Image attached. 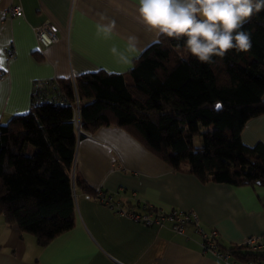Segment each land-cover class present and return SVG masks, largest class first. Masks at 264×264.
I'll list each match as a JSON object with an SVG mask.
<instances>
[{"label": "crops", "instance_id": "crops-1", "mask_svg": "<svg viewBox=\"0 0 264 264\" xmlns=\"http://www.w3.org/2000/svg\"><path fill=\"white\" fill-rule=\"evenodd\" d=\"M16 5L22 16L10 17L8 9ZM138 6L139 0H0V124L29 112L36 83L99 70L126 73L158 39L144 27ZM45 22L59 37L48 47L34 34ZM113 23L111 35L98 34V25ZM81 133L72 176L124 210L141 211L146 205L192 212L198 228L215 230L223 248L264 236V186L201 183L118 127ZM240 140L248 147L264 145V114L244 123ZM73 201V227L44 247L0 216V264H255L232 256L224 262L204 252L194 225L181 234L168 224L145 226L75 189Z\"/></svg>", "mask_w": 264, "mask_h": 264}, {"label": "trees", "instance_id": "trees-1", "mask_svg": "<svg viewBox=\"0 0 264 264\" xmlns=\"http://www.w3.org/2000/svg\"><path fill=\"white\" fill-rule=\"evenodd\" d=\"M242 30L250 49L210 63L192 57L183 39L158 36L126 73L36 83L29 112L0 124V216L44 247L73 227L74 189L97 196L72 176L75 145L84 136L74 124L76 108L81 132L121 128L201 183L264 186V145L240 140L244 123L264 114V10ZM217 248L241 263L264 262L262 252Z\"/></svg>", "mask_w": 264, "mask_h": 264}, {"label": "clouds", "instance_id": "clouds-1", "mask_svg": "<svg viewBox=\"0 0 264 264\" xmlns=\"http://www.w3.org/2000/svg\"><path fill=\"white\" fill-rule=\"evenodd\" d=\"M264 10V0H139L138 14L144 27L158 36L183 39L191 54L210 63L230 50L248 51L250 35L243 24ZM114 23L98 25L111 35Z\"/></svg>", "mask_w": 264, "mask_h": 264}, {"label": "built area", "instance_id": "built-area-1", "mask_svg": "<svg viewBox=\"0 0 264 264\" xmlns=\"http://www.w3.org/2000/svg\"><path fill=\"white\" fill-rule=\"evenodd\" d=\"M7 13L10 17H20L22 16V8L18 5L11 6ZM34 34L36 40L43 47L51 46L59 41L56 31L48 22L36 27L34 29ZM12 55L13 51L8 50L7 56L11 57ZM75 112L77 113V119H74V124L77 132L80 134L81 131L79 128L78 108H76ZM96 198H98L101 203L116 211L118 215L126 216L145 226H163L168 224L172 231L181 234L187 225H194L196 227V231L201 236V246L204 252H208L224 262H228L230 258V255L227 252H220L218 250L217 245H220V243L218 241L217 232L215 230L204 232L199 229L196 217L192 212L179 210L163 212L152 209L146 205L141 207V211L124 210L118 203H113L109 197H106L102 193H97ZM233 246L244 248L252 253L264 252V236H249L240 244ZM261 264H264V262Z\"/></svg>", "mask_w": 264, "mask_h": 264}, {"label": "rangeland", "instance_id": "rangeland-1", "mask_svg": "<svg viewBox=\"0 0 264 264\" xmlns=\"http://www.w3.org/2000/svg\"><path fill=\"white\" fill-rule=\"evenodd\" d=\"M75 115H76V116H75V119H77V113H76ZM194 144H195V145L200 144V138H199V137H195V139H194Z\"/></svg>", "mask_w": 264, "mask_h": 264}, {"label": "water", "instance_id": "water-1", "mask_svg": "<svg viewBox=\"0 0 264 264\" xmlns=\"http://www.w3.org/2000/svg\"><path fill=\"white\" fill-rule=\"evenodd\" d=\"M219 108V106H217Z\"/></svg>", "mask_w": 264, "mask_h": 264}]
</instances>
